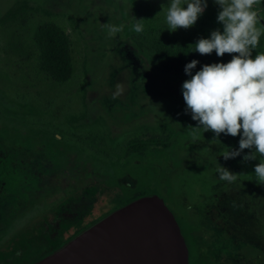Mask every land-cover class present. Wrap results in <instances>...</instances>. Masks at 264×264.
<instances>
[{
    "label": "rangeland",
    "instance_id": "obj_1",
    "mask_svg": "<svg viewBox=\"0 0 264 264\" xmlns=\"http://www.w3.org/2000/svg\"><path fill=\"white\" fill-rule=\"evenodd\" d=\"M170 3L0 0V198L18 201L16 211L20 201H35L47 188L37 211L0 242V263L7 264L22 245L25 255L31 248L30 256L8 264H32L52 252L51 227L45 226L50 222H59L65 238L77 231H68L74 220L95 218L146 193L162 198L173 213L190 264H264V184L255 175L261 157L244 162L245 149L225 160L224 153L239 148L240 136L215 138L195 128L181 90L191 77L164 72L153 54L154 46L176 50L222 32L219 6L207 0L194 26L171 32ZM253 8L264 23V0ZM139 19L141 33L134 31ZM44 23L70 39L73 72L64 83L40 69L34 36ZM106 23L121 30L109 33ZM118 84L122 93L113 99ZM167 135L165 148L126 155L132 140ZM14 152L34 153L25 161L33 165H16ZM219 165L239 174L237 180H220ZM29 181L38 182L32 192L23 189ZM76 201L91 205L82 216L64 217Z\"/></svg>",
    "mask_w": 264,
    "mask_h": 264
},
{
    "label": "clouds",
    "instance_id": "obj_2",
    "mask_svg": "<svg viewBox=\"0 0 264 264\" xmlns=\"http://www.w3.org/2000/svg\"><path fill=\"white\" fill-rule=\"evenodd\" d=\"M214 3L220 9L217 22L222 24L223 31L216 29L209 38H199L195 52L210 55L215 51L218 57L238 55H232L227 63L204 64L194 75L192 70L199 61L185 65L184 71L191 77L181 89L187 106L185 113L198 122L195 128L211 131L215 138L221 134L239 135V148L230 149L223 158L235 159L248 149L249 153L243 156L247 162L256 160L259 154L261 161L255 165V175L258 183L264 184V53L252 56L264 34V23H259V13L253 8L260 0H214ZM207 6V0H171L166 16L169 31L194 26ZM140 20L134 27L137 33L143 31ZM121 27L104 24L109 33L119 32ZM116 87L113 99L122 93L121 86ZM216 171L220 180L229 183L235 182L239 175L221 165Z\"/></svg>",
    "mask_w": 264,
    "mask_h": 264
},
{
    "label": "water",
    "instance_id": "obj_3",
    "mask_svg": "<svg viewBox=\"0 0 264 264\" xmlns=\"http://www.w3.org/2000/svg\"><path fill=\"white\" fill-rule=\"evenodd\" d=\"M34 264H190L164 200L135 198L75 234Z\"/></svg>",
    "mask_w": 264,
    "mask_h": 264
},
{
    "label": "trees",
    "instance_id": "obj_4",
    "mask_svg": "<svg viewBox=\"0 0 264 264\" xmlns=\"http://www.w3.org/2000/svg\"><path fill=\"white\" fill-rule=\"evenodd\" d=\"M35 42L38 47L39 51V63L40 69L44 72L52 81L55 83H64L72 75L73 72V59L70 50V39L68 35L60 29L58 26L51 24V23H44L38 27L35 36ZM264 39L260 38L258 45L253 50L252 56H255L259 53V51H263ZM153 54L155 56L156 61L160 65L161 69L166 73L172 74H185L184 68L185 65L190 63L192 60H198L199 63L197 64L196 68L192 70V74L194 75L196 71H199L204 64H212V63H227L232 59V55L238 54H225L223 57H218L213 51L210 55H201L198 52H195L194 46H185L183 48H179L176 50H172L170 48L164 47H153ZM170 136H152L147 141H138L132 140L127 151V156H144L149 149H156V148H165L168 145V141ZM24 153V152H23ZM14 162L18 166H23L24 169H28L33 164L26 163V158H32L34 153L27 152V154H18L14 152L12 155ZM25 162V163H24ZM41 171H45L42 170ZM36 181H29L25 184L23 189H28L29 192L33 190V183ZM38 183V182H36ZM42 190V189H41ZM47 188L43 189L39 196L35 201L32 202H24L20 201L21 207L15 211V205L19 204L18 201H14V198H0V242L7 239V237L11 236V230L25 217L30 216L33 212L37 211V209L41 206V203L46 196ZM32 194V193H31ZM30 194V195H31ZM146 195V193L140 194L135 198L141 197ZM111 201V200H110ZM86 206H81L82 204L73 202L69 208V212L64 214V217L68 218H76L80 215H84L85 210L88 209L91 205V201L88 202ZM124 203L118 204L113 206L109 210L104 213H99L95 218H87V220H79L73 221V225L68 229V231L72 232L74 230L77 231L68 235L67 237H63V232L59 227V222H50L46 224V227H51V243L54 244L53 250L59 248L62 244L66 241L71 239L75 234L79 233L80 231L84 230L91 224L95 223L96 221L100 220L102 217L107 215L108 213L112 212L113 210L121 207ZM84 221V222H83ZM23 238L29 237L27 233H21ZM22 238V239H23ZM36 242V241H35ZM34 242V243H35ZM31 249V248H30ZM29 249V250H30ZM29 250L28 254L25 255V248L24 245L21 248H18L13 256L10 258L11 261L15 257L18 256H25V259L29 257ZM51 251H48L39 257H37L33 262H37L38 260L42 259L46 255H48ZM29 255V256H28ZM8 260V261H9ZM7 261V264L10 262ZM3 264V263H0Z\"/></svg>",
    "mask_w": 264,
    "mask_h": 264
}]
</instances>
